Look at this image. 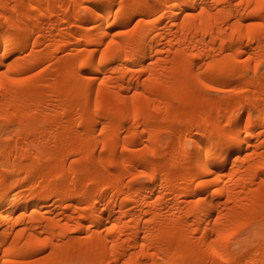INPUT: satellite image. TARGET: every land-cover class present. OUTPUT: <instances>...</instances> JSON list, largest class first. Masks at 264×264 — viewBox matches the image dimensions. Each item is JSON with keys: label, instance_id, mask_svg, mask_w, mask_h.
<instances>
[{"label": "bare ground", "instance_id": "obj_1", "mask_svg": "<svg viewBox=\"0 0 264 264\" xmlns=\"http://www.w3.org/2000/svg\"><path fill=\"white\" fill-rule=\"evenodd\" d=\"M261 24L257 0H0V264H264Z\"/></svg>", "mask_w": 264, "mask_h": 264}, {"label": "snow or ice", "instance_id": "obj_2", "mask_svg": "<svg viewBox=\"0 0 264 264\" xmlns=\"http://www.w3.org/2000/svg\"><path fill=\"white\" fill-rule=\"evenodd\" d=\"M249 3H252V0H248ZM240 3H244V0H240ZM257 3L264 7V0H257ZM201 13H203V9H201ZM151 22V21H150ZM249 28L253 27V25H248ZM259 27H264V24L259 25ZM0 51H2V45H0ZM212 65H209V68H211ZM9 70H11V66H9ZM0 75H3V73H0ZM17 81H13V83H16ZM204 87H210L209 84H204Z\"/></svg>", "mask_w": 264, "mask_h": 264}]
</instances>
